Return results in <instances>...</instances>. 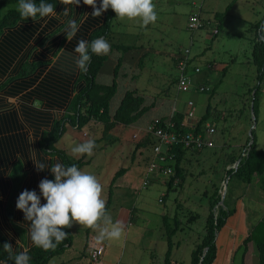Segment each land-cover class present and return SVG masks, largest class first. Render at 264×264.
<instances>
[{
	"label": "rangeland",
	"instance_id": "rangeland-1",
	"mask_svg": "<svg viewBox=\"0 0 264 264\" xmlns=\"http://www.w3.org/2000/svg\"><path fill=\"white\" fill-rule=\"evenodd\" d=\"M231 3L230 10L223 15L219 33L215 34L214 30L220 22L216 13L224 12ZM153 4L157 12L155 23L141 26L139 18L121 19L115 14L110 36L106 40L109 44L120 43L132 48L136 45L135 50L146 52L138 86L147 102H155L146 116L151 117L160 109L182 110L184 104L191 101L193 114L201 118L207 105H210L207 123L212 124L214 129L210 136L214 147L188 150L181 163L183 182L175 177L173 169L170 176L154 174L146 186L144 182L147 181L149 166L146 152L140 158L137 155L134 160L130 156L132 151L126 154L130 158H118L120 153L113 151L111 146L105 150V156L113 151L108 156L115 157L109 158L106 163L100 161L102 155L95 150L91 156L86 154L85 158L91 160L94 157L95 161L84 165L82 171L98 179L105 204L112 185V199L106 215L113 224L121 225V236L99 240L100 231L110 227L102 218L94 227L73 222L72 245L54 256L48 264H58L61 260L66 261L65 264H91L88 252L101 244L106 249L103 264H163L169 248L164 216L172 227H179L172 238V258L177 260L176 264H190L191 253L205 234L209 197L217 186L222 195L224 183H227L224 198L230 200L232 207L241 200V206L245 208L241 211L236 209L238 212L231 215L228 226L218 231L216 242L218 248L221 247L219 253H222L231 239L236 240L231 250V261L241 264L246 233H251L264 216V190L260 187L258 175L253 177L252 182L245 183L236 176L228 178L227 173L228 169L237 166V162L231 160L232 155L238 156L246 151L251 128L256 148L264 150V79L260 82L257 118L254 119L252 111L254 87L258 84V69L252 53L256 40L254 25L264 17V0H153ZM195 13L199 14L204 26L192 31L188 22ZM185 49H190L193 58L188 69L193 85L179 91L174 57ZM111 50L107 68L114 62L115 52L123 53L119 49ZM195 66L202 70L195 72ZM198 86L208 87L209 90L201 91ZM161 98L164 99L162 102ZM117 101L118 95L114 97L113 104ZM2 102L4 104L5 100ZM8 102L10 113L15 112L21 130L26 129L32 141L34 138L30 131L33 129L23 116L19 99L12 97ZM35 106L39 107V103L36 102ZM71 141L72 138L65 135L57 145H67ZM122 167L131 171L121 179L118 176L112 184L110 169ZM22 169V161H16L11 173L22 175ZM173 177V187L169 189L168 181ZM246 247L244 264H258L255 242L250 241Z\"/></svg>",
	"mask_w": 264,
	"mask_h": 264
},
{
	"label": "trees",
	"instance_id": "trees-1",
	"mask_svg": "<svg viewBox=\"0 0 264 264\" xmlns=\"http://www.w3.org/2000/svg\"><path fill=\"white\" fill-rule=\"evenodd\" d=\"M35 2L38 5L40 0H35ZM46 2L53 4L57 12L56 16L43 19L37 16L35 20L29 17L25 20L17 11L18 0H0V93L7 96H17L24 92L21 98L25 103L22 105V113L25 120L32 126L33 137L37 139L39 150L47 156H58L60 162L65 166L75 164L81 169L89 162L85 159L86 154L80 158H72L56 147V143L64 135L67 125L81 130L91 120H98L103 123V135H106L118 124L131 125L138 121L155 106V102L145 104V99L139 91L130 89L125 92L119 106L111 114L110 104L118 90L117 79L122 58H119L115 66L114 79L110 84H102L97 81L98 73L104 66L107 55L92 54L87 65V72L80 71L75 65V58L78 54L74 52V48L79 40L84 39L91 42L99 37L109 38L112 20L116 14L114 10L109 8L100 17H94L91 15L92 6L84 4L81 0L80 5L70 7L68 15H65L66 6L61 4L59 0H46ZM231 6L232 3L227 6L224 12L216 13V17L220 19L217 26L219 30L222 26L223 15L230 10ZM69 20H75L79 26L78 32L71 41L65 35ZM254 26L256 40L253 44L252 53L253 62L258 69V84L254 87L253 102L254 115L257 118L260 82L264 79V17ZM110 46L112 49L123 51V53L132 48L131 45L120 43H112ZM3 100H0V108L5 106ZM36 102L39 103V107L35 106ZM210 109V105H208L206 113L191 130L197 133L204 132ZM8 115L7 118H0V195L4 194L7 189H11L7 200L6 216L8 220L13 221L18 193L25 189L36 190L38 176L33 173L29 178L28 171L22 169V175L10 173V180L4 179L7 167L14 162V156L19 152H26L25 145L28 138L27 132L21 130V125L16 120L15 112L13 111ZM171 119L175 123L176 131L184 132L186 130L183 124V112L175 111ZM165 120L166 118H161L154 124L161 126ZM251 139L253 142L250 144ZM149 142H151L150 146L155 143L151 134H149L148 139L135 147L132 155H135L138 148L144 143L148 145ZM174 152L175 177L183 182L184 174L181 163L188 150L177 145L174 147ZM245 152L246 155H232V162H238V164L236 168L228 169V176H236L245 183H250L253 177L258 175L260 187L264 190V150L256 148L254 136L247 138ZM42 163L46 164V161ZM50 164L53 165L54 163L50 161ZM126 170V167L118 169L112 179V184ZM48 179H54V176L50 174ZM173 181L174 177L168 181L169 189L173 187ZM229 184L230 180L228 186ZM111 195L112 185L105 205V213L110 204ZM221 198L217 186L209 197L210 205L205 224V234L201 242L197 243L193 249L190 264H213L216 259L218 252L217 233L235 212V207H232L227 197L224 198L223 204L219 205ZM19 218L29 224L21 210H19ZM164 227L168 236L169 248L163 264H176L177 260L172 258L174 245L172 238L179 227H172L167 216H164ZM17 230L19 233H24V229L20 227H17ZM63 230L68 235L54 249L44 250L34 245L27 247L30 257L29 264H48L52 257L71 246V225L64 227ZM252 240L258 250V264H264V216L243 242L244 252L241 264H244L247 243ZM4 243L10 244V241L0 228V264H14L12 257L22 250L19 249V246L13 247L10 244L12 252L9 253L5 250Z\"/></svg>",
	"mask_w": 264,
	"mask_h": 264
},
{
	"label": "clouds",
	"instance_id": "clouds-1",
	"mask_svg": "<svg viewBox=\"0 0 264 264\" xmlns=\"http://www.w3.org/2000/svg\"><path fill=\"white\" fill-rule=\"evenodd\" d=\"M59 2L66 6L65 15H68L70 7L81 4V0ZM83 3L92 6L91 15L94 17H100L111 8L116 17L121 19L139 18L141 26H147L157 20L153 0H99V3L98 0H83ZM17 11L25 20L29 17L35 20L37 16L42 19L54 17L57 14L53 4L47 3L46 0H40L38 5L35 0H18ZM78 30L76 21L69 20L65 29L67 39L71 41ZM110 50V44L103 37L91 42L81 39L74 48V52L78 54L75 65L80 71L87 72L92 54L108 55ZM95 147V141L88 140L77 144L72 151L91 156ZM36 164L38 170L50 169L54 179H42L38 184L39 193L35 189H25L16 201L17 209L24 213L25 220L30 224V239L34 246L44 250L54 249L68 235L63 230L64 227L70 226L73 222L94 227L101 218L110 227L100 231L99 240L118 239L121 236V225L113 224L105 213V202L101 198L102 185L94 175L80 170L75 164L65 166L57 162L51 167H46L44 163ZM42 198L45 203H41ZM4 248L9 253L12 252L9 243H4ZM12 258L14 264H29L30 260L27 249Z\"/></svg>",
	"mask_w": 264,
	"mask_h": 264
},
{
	"label": "crops",
	"instance_id": "crops-1",
	"mask_svg": "<svg viewBox=\"0 0 264 264\" xmlns=\"http://www.w3.org/2000/svg\"><path fill=\"white\" fill-rule=\"evenodd\" d=\"M216 29H218V27H216ZM135 47H137V46L133 45V48H131L130 50H128L124 53L115 52L114 62H112L111 66L109 68H107L108 67L107 64L109 61V57H111L110 54H112V53L108 54L107 60L105 61L104 66L101 68V70L98 73L97 81L99 83H102V84L112 83V81L114 79L115 66L118 63L119 58L120 57L122 58V65H121V68L119 70L118 79H117L118 80V90L114 96V97H116L118 95V101L114 102V104H113L114 97L112 98L111 104H110V113L111 114H113L115 112V110L119 106V104H120V102H121V100H122V98H123V96L127 90L137 89L139 91V93L142 96H144V94L140 91L139 86H138V84H139L138 77H139L140 73L142 72V69L140 67L142 66V63H144L143 62L144 57H145L144 54H146V52L143 49L135 50ZM110 51H112V50H110ZM177 55L174 57L175 63L177 60L176 59ZM208 66L210 68L212 67L211 64H209ZM23 93H20L17 96H7L5 94L0 93V100L1 99L5 100V103L3 104V105H5V107H1L2 109L0 108L1 109L0 110V113H1L0 118L9 117L8 114L10 113V111H9L10 106H9L8 101H10L12 97L19 99V101H20L19 107L22 108V105L25 104L24 100L21 99L22 96L24 95ZM144 99H145V96H144ZM160 100L162 102L164 99L161 98ZM189 102L184 104L182 110H177V111H181L184 113V121H183L184 127H190L191 125H195L198 122V120L200 119L198 116L193 114V108H192L193 104L190 105ZM145 104H150V102H147L145 100ZM162 105L163 104H160V106H162ZM162 107H164V106H162ZM207 107H208V105H207ZM149 111L147 113H149ZM174 112L172 110H170V108H169V109H166L165 111H164V109H160L159 111H157L156 114H154L151 117L146 116L147 115V113H146L138 121H136L135 123H133L131 125H123V124L116 125L110 131H108V133L106 135H103V128H104L103 123L98 121V120H91L81 130H79L76 127H73L71 125H67L66 131H65L64 135L61 137V139L63 137H65V135H66V136L72 138V141L70 143L67 142V145L58 146L57 144L61 140L60 139L56 143V147L63 150L67 154V156H69V157L80 158V157H82V155L73 153L72 148L75 147L77 144L86 142L88 140H94L95 144H96V147L94 148L95 152L98 153L99 155H102V156H100L101 162L106 163L109 158H114L115 156H113V157L108 156L110 154L112 155L113 151H117V154L120 153V156L118 158H130V156H131V160H132V157L135 159V157L137 155H139L138 157L140 158V155H143L146 152L147 153L146 158L149 160V157L151 155V146L150 145H145V143H144L143 146L138 148L135 155H132L135 147L139 143H142L146 139L149 138L148 126L152 122L159 120L161 118H166V120H167L173 116ZM206 124H210V123H206ZM23 132H26V129L23 130ZM30 132H31V137L34 138L33 137V131H30ZM16 133H18V132H16ZM102 141H104L103 144H102ZM111 146H113V148H114L113 151H110L109 154H107L105 156V153L107 152L105 150L109 149ZM225 146H228L227 143H225ZM25 148H26V152L17 153L14 156V162H12V164L10 163V165L7 167L6 173L4 176L5 180H10L9 177H10L11 171L13 170L14 163L18 160H22V162H23L22 165L24 166V170L28 171V177L29 178L31 177V175L33 173L37 174L38 184L42 179H45V178L48 179L49 175L50 174L53 175V174L51 173L50 169H48V168H45L44 170H38L36 162L42 163L43 161H46V164H45L46 167L54 166L57 162L62 163V162H60V158L58 156H54V157L47 156L46 154L43 153V151H40L38 146H37V139H35V138L31 141L30 138L28 137L27 141H26ZM130 152H131L130 156L126 155V154H130ZM93 158L94 157H92L91 160H89L87 158H85V159L89 160V163L93 164V161H95V158L94 159ZM50 161H52V163H54V164L51 165ZM92 164H90V165H92ZM83 168H84V166L80 170H82ZM130 171H131V169H129V170L127 169V171L124 174L119 176L120 179L123 178ZM116 172H117V170L110 169L109 176H112L111 182H112V179H113ZM147 175H148V173H147ZM229 177L230 176H228V178ZM36 191L39 193L38 185L36 186ZM109 191H110V188H109ZM10 192H11V189H7L4 194L0 195V228L5 232V234L7 235L8 239L10 241V244L13 247L19 246L20 247L19 249L24 251L25 249H27V247L33 245L32 241L30 239V232H29L30 225L28 223H26L25 221L20 220L19 209H17V207H16V201H17L18 196L21 193V191L18 193V195L16 197V201H15V219L13 221L8 220V218L6 216V206H7V200L9 198ZM108 198H109V192H108ZM111 199H112V195H111ZM41 203H44L43 198L41 200ZM242 204H243V202L241 200L238 201V204L236 201L235 212H238L237 210H239V211L244 210L245 207L241 206ZM231 205H232V203H231ZM229 218L227 219V223L225 226H228ZM101 220H103V218ZM236 220H237V222L239 221L237 218H236ZM239 225H240V223H239ZM72 226H73V223L71 224V231H72ZM17 227L24 229V233H19L17 230ZM25 229H26V231H25ZM239 234H240V232H239ZM248 235H249V233L248 234L246 233V237ZM234 241H236V240L231 239L230 242H228V244L226 246H224L226 250L222 253H219L221 247L218 248V254H217V257H216L213 264H233L231 261L232 256H233L231 254V250H232V248L234 249V245H233ZM101 245H103V244H101ZM105 251H106V249L104 248V252ZM104 252L101 256L100 262L95 263L91 260V264H103L102 257L104 255ZM89 253H90V251L88 252V257H90ZM89 259H91V258H89ZM240 262H242V259H240ZM65 263H67V262L64 260H61L58 264H65ZM75 264H80V263L76 262Z\"/></svg>",
	"mask_w": 264,
	"mask_h": 264
},
{
	"label": "built area",
	"instance_id": "built-area-1",
	"mask_svg": "<svg viewBox=\"0 0 264 264\" xmlns=\"http://www.w3.org/2000/svg\"><path fill=\"white\" fill-rule=\"evenodd\" d=\"M204 26L200 19L199 14H192L189 18L188 28L192 31H197ZM218 33V29L214 30ZM190 49H185L176 57V65L178 68V76L176 79L177 88L179 91L187 90L193 85V80L189 75L188 69L192 64V57L190 55ZM195 72H200L202 69L199 66L194 67ZM264 82V80H263ZM201 91L209 90L208 87L198 86ZM190 105L193 103L190 101ZM190 127H186L184 132L175 130V123L171 117L163 123L161 126H157L151 123L148 126V134H151L155 143L151 144V155L149 157L148 166V178L144 182V186L153 178L154 174H162L163 176H170L173 174V164L175 162L174 147L181 145L187 150H202L205 148L214 147V142L211 134L214 129L211 124H206L204 132H195ZM247 153L244 152L243 155ZM149 180V181H148ZM104 245H100L98 248L90 251V258L93 262H100L101 256L104 252Z\"/></svg>",
	"mask_w": 264,
	"mask_h": 264
},
{
	"label": "water",
	"instance_id": "water-1",
	"mask_svg": "<svg viewBox=\"0 0 264 264\" xmlns=\"http://www.w3.org/2000/svg\"><path fill=\"white\" fill-rule=\"evenodd\" d=\"M252 111H253V116H254V119H255V115H254V102H252ZM252 132H253V128H251L250 129V132H249V134L251 135V137L253 138V136H252ZM253 142V140L251 139V141H250V144ZM237 164H238V162H237ZM226 188H227V183H224V191H223V193H222V198H221V201H220V203L219 204H223V201H224V194L226 193ZM217 208V207H216Z\"/></svg>",
	"mask_w": 264,
	"mask_h": 264
}]
</instances>
